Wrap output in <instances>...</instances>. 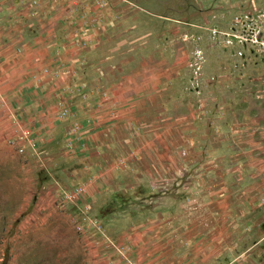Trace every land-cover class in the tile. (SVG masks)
Masks as SVG:
<instances>
[{
  "label": "rangeland",
  "instance_id": "1",
  "mask_svg": "<svg viewBox=\"0 0 264 264\" xmlns=\"http://www.w3.org/2000/svg\"><path fill=\"white\" fill-rule=\"evenodd\" d=\"M16 21L24 44L46 39V73L66 76L47 103L50 84L6 74L25 54ZM106 92L131 118L93 129L81 98ZM236 108L264 115V0H0V264L218 263L204 258L219 215L206 177ZM222 244L234 264L254 242Z\"/></svg>",
  "mask_w": 264,
  "mask_h": 264
},
{
  "label": "crops",
  "instance_id": "2",
  "mask_svg": "<svg viewBox=\"0 0 264 264\" xmlns=\"http://www.w3.org/2000/svg\"><path fill=\"white\" fill-rule=\"evenodd\" d=\"M25 13L28 16L29 11L25 10ZM15 15L17 16L15 19L21 17L19 13H15ZM21 26V21H16L14 27L16 30L11 34L9 29L8 37L12 38L15 45L22 42L25 54L17 57L14 62L6 59L4 65L12 67L6 74L9 77L26 72L34 85L46 86V84H50L49 90L40 99V102L47 103L49 99H52L51 92L53 90L63 88L64 92L67 91L69 85L66 76L56 77L46 73V39L40 38L37 41L27 39L24 44ZM5 31L3 30V36ZM3 47L4 45H1V48ZM8 50V48L4 49L3 52H8ZM24 70L25 72H23ZM81 99L84 100L79 108L78 119L85 118L89 113L88 117L93 129L106 130L113 123L119 124L124 120L129 122L131 118H125L129 114L128 108L116 109L122 103L115 100V97L109 92L100 95L91 93L82 96ZM250 110L252 116L246 122L242 121L243 108L235 109L233 122L228 121L226 114L224 117L222 116L218 138L220 165L217 168L210 166L207 169H213L212 171L217 169L218 171L217 180L213 181L214 177L211 172L206 177L207 180L209 179L208 188H206L208 192L206 193L209 195L219 194L218 204L214 203L219 208V215L215 217L216 215L209 214L208 226L204 225L203 229L204 249H206L204 258L209 260L214 256L219 258L218 263L213 262L212 264L225 263L224 254L227 249L223 246V242L242 241L243 239L254 242L251 251L248 254L247 252L240 254V257L234 255L233 261L235 263L239 261L237 264H243L245 260H249L250 264H264V261H260V258L264 257V115L260 112L256 114L254 108H250ZM122 124L125 125L124 122ZM212 141L214 142V138ZM231 195H235V197L232 199ZM204 199L208 200L204 202V206L210 208L212 199L210 197ZM228 201L230 204L234 203L235 206L236 212L233 219L227 217L226 214H221L229 206ZM173 206L174 204L171 203L170 208ZM244 211L247 212L244 214ZM232 227L234 229L230 230ZM232 234L235 235L234 239L231 238Z\"/></svg>",
  "mask_w": 264,
  "mask_h": 264
},
{
  "label": "built area",
  "instance_id": "3",
  "mask_svg": "<svg viewBox=\"0 0 264 264\" xmlns=\"http://www.w3.org/2000/svg\"><path fill=\"white\" fill-rule=\"evenodd\" d=\"M34 2H37V0H34ZM48 70H46L47 72ZM60 117L61 118H65L70 114V109L68 107H62L59 111ZM20 134H19V138L20 141H31V135H32V128L31 125H22L20 124ZM83 191V188L81 187H77L73 190H71L70 192H66L63 195V199L65 200H74L77 198V196Z\"/></svg>",
  "mask_w": 264,
  "mask_h": 264
}]
</instances>
